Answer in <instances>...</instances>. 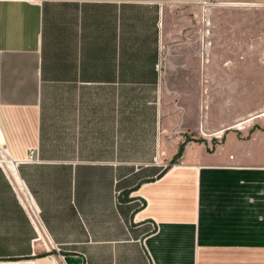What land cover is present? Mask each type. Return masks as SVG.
Returning a JSON list of instances; mask_svg holds the SVG:
<instances>
[{
  "label": "crops",
  "instance_id": "obj_1",
  "mask_svg": "<svg viewBox=\"0 0 264 264\" xmlns=\"http://www.w3.org/2000/svg\"><path fill=\"white\" fill-rule=\"evenodd\" d=\"M220 15L264 0H0V264H264V121L220 130Z\"/></svg>",
  "mask_w": 264,
  "mask_h": 264
},
{
  "label": "rangeland",
  "instance_id": "obj_2",
  "mask_svg": "<svg viewBox=\"0 0 264 264\" xmlns=\"http://www.w3.org/2000/svg\"><path fill=\"white\" fill-rule=\"evenodd\" d=\"M218 54L220 130L228 124L238 137H248L264 121V15H220ZM204 141L214 148L223 134Z\"/></svg>",
  "mask_w": 264,
  "mask_h": 264
},
{
  "label": "trees",
  "instance_id": "obj_3",
  "mask_svg": "<svg viewBox=\"0 0 264 264\" xmlns=\"http://www.w3.org/2000/svg\"><path fill=\"white\" fill-rule=\"evenodd\" d=\"M181 151V150H180ZM181 152L178 153V155H176V157L172 160V163H174L175 160H177V158L179 157Z\"/></svg>",
  "mask_w": 264,
  "mask_h": 264
},
{
  "label": "built area",
  "instance_id": "obj_4",
  "mask_svg": "<svg viewBox=\"0 0 264 264\" xmlns=\"http://www.w3.org/2000/svg\"><path fill=\"white\" fill-rule=\"evenodd\" d=\"M30 153H31V155H32V153H33V150H31V151H30ZM140 204H141V202H140Z\"/></svg>",
  "mask_w": 264,
  "mask_h": 264
}]
</instances>
